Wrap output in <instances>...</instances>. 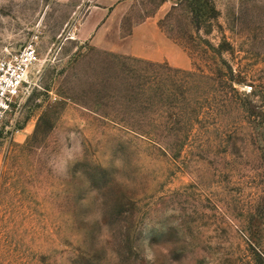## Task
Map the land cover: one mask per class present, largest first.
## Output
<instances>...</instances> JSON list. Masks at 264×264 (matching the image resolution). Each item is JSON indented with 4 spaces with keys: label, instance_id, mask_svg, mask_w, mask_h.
<instances>
[{
    "label": "rangeland",
    "instance_id": "obj_1",
    "mask_svg": "<svg viewBox=\"0 0 264 264\" xmlns=\"http://www.w3.org/2000/svg\"><path fill=\"white\" fill-rule=\"evenodd\" d=\"M0 9V264H264V0Z\"/></svg>",
    "mask_w": 264,
    "mask_h": 264
},
{
    "label": "built area",
    "instance_id": "obj_2",
    "mask_svg": "<svg viewBox=\"0 0 264 264\" xmlns=\"http://www.w3.org/2000/svg\"><path fill=\"white\" fill-rule=\"evenodd\" d=\"M38 58L31 42L0 58V131L8 128L9 113L26 95L29 75Z\"/></svg>",
    "mask_w": 264,
    "mask_h": 264
},
{
    "label": "trees",
    "instance_id": "obj_3",
    "mask_svg": "<svg viewBox=\"0 0 264 264\" xmlns=\"http://www.w3.org/2000/svg\"><path fill=\"white\" fill-rule=\"evenodd\" d=\"M240 75V74H239ZM236 79V78H235ZM240 80V79H243V78H237V80ZM225 80H226V82L225 83H227V88H229V89H231V90H233V88H231V84L229 83V81H234V76H233V74H231L230 76H227L226 78H225ZM241 105H243V106H245L246 107V102H244V103H240Z\"/></svg>",
    "mask_w": 264,
    "mask_h": 264
},
{
    "label": "crops",
    "instance_id": "obj_4",
    "mask_svg": "<svg viewBox=\"0 0 264 264\" xmlns=\"http://www.w3.org/2000/svg\"><path fill=\"white\" fill-rule=\"evenodd\" d=\"M101 15H103V14H101ZM142 56H144V57H149L150 58V55H147V54H141Z\"/></svg>",
    "mask_w": 264,
    "mask_h": 264
},
{
    "label": "bare ground",
    "instance_id": "obj_5",
    "mask_svg": "<svg viewBox=\"0 0 264 264\" xmlns=\"http://www.w3.org/2000/svg\"><path fill=\"white\" fill-rule=\"evenodd\" d=\"M2 9H0V11H1ZM1 12H4V11H1ZM1 14H3V13H1ZM0 21H3V22H6V19H3V20H0ZM1 24V23H0Z\"/></svg>",
    "mask_w": 264,
    "mask_h": 264
}]
</instances>
